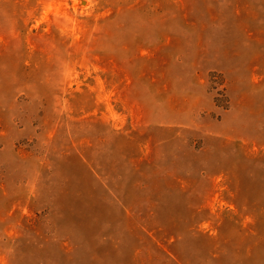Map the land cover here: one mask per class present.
<instances>
[{
	"label": "rangeland",
	"instance_id": "rangeland-1",
	"mask_svg": "<svg viewBox=\"0 0 264 264\" xmlns=\"http://www.w3.org/2000/svg\"><path fill=\"white\" fill-rule=\"evenodd\" d=\"M0 264H264V0H0Z\"/></svg>",
	"mask_w": 264,
	"mask_h": 264
}]
</instances>
